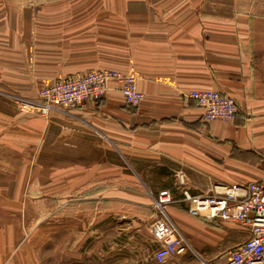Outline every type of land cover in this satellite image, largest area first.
<instances>
[{
	"label": "crops",
	"instance_id": "1",
	"mask_svg": "<svg viewBox=\"0 0 264 264\" xmlns=\"http://www.w3.org/2000/svg\"><path fill=\"white\" fill-rule=\"evenodd\" d=\"M98 69L143 100L112 82L68 112L17 108ZM193 90L233 98L235 120L203 121ZM263 176L264 0H0V264H226L248 228L191 215L183 191ZM162 191L186 247L157 263Z\"/></svg>",
	"mask_w": 264,
	"mask_h": 264
},
{
	"label": "built area",
	"instance_id": "2",
	"mask_svg": "<svg viewBox=\"0 0 264 264\" xmlns=\"http://www.w3.org/2000/svg\"><path fill=\"white\" fill-rule=\"evenodd\" d=\"M115 83L126 104L137 106L143 94L136 85V76L114 70H90L68 75L36 90L32 98L15 97L17 108L24 113L46 116L51 112H68L81 107L88 100H100ZM194 106L201 111L203 121L233 122L237 105L233 98L214 90H193L188 93ZM183 181V177L179 176ZM193 216L205 219L231 220L248 228L250 236L230 253L226 264H264V176L246 184L216 185L206 196H191L183 191ZM168 192H160L154 203L156 217L150 223L151 233L160 246L154 253L157 263L185 250V240L164 207L171 203Z\"/></svg>",
	"mask_w": 264,
	"mask_h": 264
},
{
	"label": "rangeland",
	"instance_id": "3",
	"mask_svg": "<svg viewBox=\"0 0 264 264\" xmlns=\"http://www.w3.org/2000/svg\"><path fill=\"white\" fill-rule=\"evenodd\" d=\"M41 191V188L39 186H32L30 187L31 193H39ZM34 207V206H33ZM32 208V207H31Z\"/></svg>",
	"mask_w": 264,
	"mask_h": 264
}]
</instances>
